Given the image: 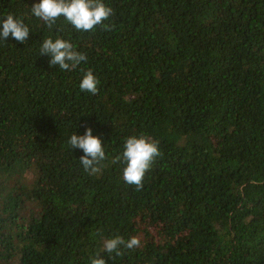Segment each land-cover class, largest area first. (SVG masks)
<instances>
[{
    "label": "trees",
    "instance_id": "trees-1",
    "mask_svg": "<svg viewBox=\"0 0 264 264\" xmlns=\"http://www.w3.org/2000/svg\"><path fill=\"white\" fill-rule=\"evenodd\" d=\"M106 24L78 32L0 0L30 28L0 39V264H91L102 242L139 236L106 264H264V0H103ZM87 55L72 71L44 39ZM91 69L98 94L79 84ZM91 127L105 147L85 172L68 143ZM159 141L137 191L127 137Z\"/></svg>",
    "mask_w": 264,
    "mask_h": 264
},
{
    "label": "clouds",
    "instance_id": "clouds-1",
    "mask_svg": "<svg viewBox=\"0 0 264 264\" xmlns=\"http://www.w3.org/2000/svg\"><path fill=\"white\" fill-rule=\"evenodd\" d=\"M31 13L44 21L48 28H52L60 17H64L78 32H89L97 26L110 31L111 25L106 24L105 21L109 20L113 9L103 0H39V3L31 8ZM29 32L30 28L23 19L15 17L14 14L9 13L6 18L0 19V39L6 41L11 36L14 40L25 43ZM39 51L40 55L50 57V66H58L68 72L87 61L86 53L78 51L70 40L60 37L55 40L51 37L44 39ZM99 83L98 78L89 69L83 75L79 88L82 92L96 95L99 91ZM68 143L72 148L79 149L83 153L79 161L86 173L94 175L101 171V162L106 158L105 147L101 139L93 135L91 127L87 128L83 135L73 133ZM160 155L159 141L150 136L141 134L127 137L121 156L117 157V160L122 158L125 164L123 168L125 183L134 185L137 191L142 190L146 173ZM140 246L139 236H132L125 240L123 236L116 235L102 242L100 250L90 258L91 264H106V260L100 258L102 251H107L114 259L112 253L121 256L122 249H134Z\"/></svg>",
    "mask_w": 264,
    "mask_h": 264
}]
</instances>
